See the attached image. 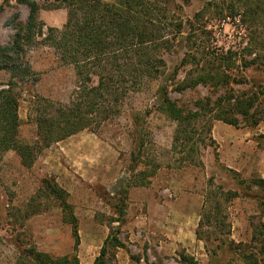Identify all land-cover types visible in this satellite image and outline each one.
I'll return each instance as SVG.
<instances>
[{
  "label": "rangeland",
  "instance_id": "374dc122",
  "mask_svg": "<svg viewBox=\"0 0 264 264\" xmlns=\"http://www.w3.org/2000/svg\"><path fill=\"white\" fill-rule=\"evenodd\" d=\"M35 1L40 6L37 29H43L45 36L40 37L36 30L26 47L22 66L29 62L39 80L15 86L14 90L19 97L21 120L18 140L26 145H34L36 141L34 97L68 104L78 82L73 67L63 65L55 55V32L48 31L50 27L61 29L67 12L57 9L62 4L57 0ZM231 1L168 0L173 7L181 8L178 15L185 22L193 20L200 29L192 34L190 44L183 39L178 55L164 56L169 72L175 74V68L179 71L175 82L169 83V95L177 104L193 108L198 100L214 102L227 93L232 92L237 98L257 91L259 101L254 109L257 108L260 117L264 115V69H246L243 60L247 56L235 58V67L228 73L229 86L214 88L201 84L183 93L176 90V83L194 76L193 66L180 67L188 45H206L217 48L218 52L243 50L247 46L249 37L239 17L216 14L217 8L207 6L221 7ZM205 7L211 10L196 20L197 13ZM28 16L26 6L13 0H0L1 48L12 44L15 35L27 25ZM260 31L264 33L262 19ZM186 32L189 34L191 30L186 28ZM48 36L50 39H46ZM9 80L10 73L0 70V89ZM162 81L163 78L149 81L140 91L131 93L121 114L99 129L85 130L44 149L30 168L23 166L14 150L3 153L0 264H28L34 250L55 259L66 258L70 264L74 255L79 264H94L112 233L111 227L124 248L108 242L106 255L98 264H255L257 261L264 264V189L255 183L264 179V116L257 126H248L245 121L235 126L214 119L213 138L218 144L219 162L215 161L212 148L201 147L195 161L202 164H183L179 154L171 152L177 123L163 110L158 99ZM232 113L229 108L223 117ZM139 141L145 142L142 150ZM133 152L135 156L139 152L142 155L136 169H133ZM157 164L156 177L151 180L144 177ZM211 179L215 188L221 187L234 196L222 205V213L212 226L205 223L200 228L202 236L209 237L208 243L204 238H197L199 241L191 245L171 241L169 233H181L197 220ZM45 180L55 181L69 195L67 202L73 206L79 223L78 252L74 251L72 227L66 222L60 201L49 193ZM149 181L152 184L148 188L138 186ZM122 184L134 188L128 190L126 224L120 226L113 221L118 218L115 208L122 205L124 197ZM164 206L173 209L165 210ZM192 207L198 211L191 212ZM223 223L226 224L222 226ZM211 231L214 235L210 236Z\"/></svg>",
  "mask_w": 264,
  "mask_h": 264
},
{
  "label": "trees",
  "instance_id": "16d2710c",
  "mask_svg": "<svg viewBox=\"0 0 264 264\" xmlns=\"http://www.w3.org/2000/svg\"><path fill=\"white\" fill-rule=\"evenodd\" d=\"M14 1L18 5L26 6L29 16L27 25L15 35L12 44L0 47V70L10 73L8 83L1 84L5 88L0 89V161L4 152L14 150L23 166L30 168L38 154L52 144L85 130L99 129L103 124L118 117L131 93L140 91L149 81L161 78L163 81L157 91L158 99L163 110L177 123L171 152L178 153V159L183 164H202L201 161H195L201 147L212 148L215 161L219 162L218 144L212 134L214 119L235 126H238L239 121H245L248 126H257L260 118L264 116L259 117L257 108L254 109L259 101L260 93L257 91L237 98L232 92L227 93L228 95L225 93V96L214 102L211 99L198 100L193 108L179 105L170 98L169 83L175 82L179 71L175 68V74L170 73L164 56L171 53L178 55L183 39L190 44L192 34L200 29L196 28L193 20L185 22L178 15L177 10L181 8L173 7L168 0H115L112 3L108 0H57L62 3L57 9H65L67 19L61 29L48 28V31L55 32V55L63 65L73 67L78 82L68 104L40 96L34 97L36 141L34 145L23 144L18 140L21 120L19 97L14 90L15 86L38 82L31 64L28 62L22 66V59L26 54L27 45L36 35V30L40 37L45 34L43 29H37L39 4L35 0ZM215 5L207 6L217 8L216 14L239 17L249 42L243 50L238 51L229 49L218 52L217 48L206 45L185 47L180 67L193 66L194 76L176 83V90L181 93L201 84L214 88L229 86L231 76L228 73L235 67V58L247 56L243 60L246 69H264V33L260 31V20H264V0H232L228 5ZM208 10L211 9L205 7L197 13L195 19L203 18ZM186 28L191 30L189 34ZM229 105L233 113L223 117V112L229 110L226 109ZM139 142V149L142 150L145 142ZM141 157L140 152L137 156L133 152V169L139 167ZM158 168L157 164L150 173L140 174L151 180ZM226 171L228 172V169ZM44 182L49 188V193L60 201L66 222L72 227L74 251L78 252L79 223L73 206L67 202L69 195L55 181ZM255 183L264 189V179ZM149 185L150 181L138 186ZM131 186L123 185L125 191L122 205L115 208L118 218L113 222H118L120 226L125 224L128 190ZM209 187L196 232L197 238H204L207 243L209 237H203L200 228L204 227L205 223L212 226L214 220L216 222L222 213V205L234 196V193L221 187L215 188L213 179L209 181ZM111 230L112 233L94 264H98L101 258L105 257L108 242L113 241L116 248H124L115 236L116 230L113 227ZM209 235L214 233L211 231ZM70 261L71 264H79L77 255ZM28 264L70 262H67L66 258L55 259L51 255L34 250ZM255 264H258V261Z\"/></svg>",
  "mask_w": 264,
  "mask_h": 264
},
{
  "label": "crops",
  "instance_id": "0c3cea01",
  "mask_svg": "<svg viewBox=\"0 0 264 264\" xmlns=\"http://www.w3.org/2000/svg\"><path fill=\"white\" fill-rule=\"evenodd\" d=\"M14 1V0H13ZM16 3V2H15ZM17 4V3H16ZM66 11V10H65ZM67 12V11H66ZM39 15H40V11H39ZM40 18V17H39ZM66 19H67V13H66ZM65 22H66V20H65ZM65 24V23H64ZM63 24V25H64ZM63 27V26H62ZM50 28H54L55 29V27H50ZM34 70V69H33ZM212 134H213V130H212ZM156 175H157V173H156ZM156 175L154 176V177H156ZM153 177V178H154ZM152 178V179H153ZM152 184V183H151ZM151 186V185H150ZM150 186H148V187H150ZM148 187H143V188H148ZM134 187H131V189H133ZM203 204H204V201H203ZM203 204H201L200 205V212H199V214L197 215V220H195V222H193V224L191 225V227H188V229L186 228V230L185 229H182V232L181 233H183V234H181V233H179V232H172L171 234L169 233L168 234V236H169V239L171 240V241H174V242H179V243H182V244H184V245H191V244H193V243H195V242H197V241H199L198 239H197V234H196V232H197V227L199 226V222H200V217H201V213H202V209H203ZM165 210H172L173 209V207H168V206H164L163 207ZM192 210H197L198 211V208L197 207H195V208H191V212H192ZM196 216V215H195ZM126 224V223H125ZM124 224V225H125ZM129 224H131V223H129ZM163 232H165V231H163ZM167 233V232H166Z\"/></svg>",
  "mask_w": 264,
  "mask_h": 264
}]
</instances>
